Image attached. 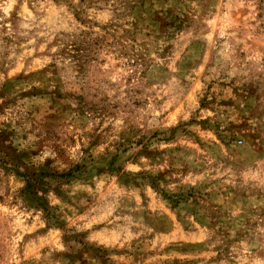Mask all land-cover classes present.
<instances>
[{
	"label": "rangeland",
	"instance_id": "obj_1",
	"mask_svg": "<svg viewBox=\"0 0 264 264\" xmlns=\"http://www.w3.org/2000/svg\"><path fill=\"white\" fill-rule=\"evenodd\" d=\"M0 264H264V0H0Z\"/></svg>",
	"mask_w": 264,
	"mask_h": 264
},
{
	"label": "trees",
	"instance_id": "obj_2",
	"mask_svg": "<svg viewBox=\"0 0 264 264\" xmlns=\"http://www.w3.org/2000/svg\"><path fill=\"white\" fill-rule=\"evenodd\" d=\"M65 175L68 176V175H71V173L70 174L66 173V174H64V176ZM23 176H25V191L35 193V195H36L37 194L36 193V186L39 185L37 179L36 178H32L28 174H24ZM34 188H35V190H34ZM37 199H38V197H37ZM42 204H43V202H41L40 205L42 206Z\"/></svg>",
	"mask_w": 264,
	"mask_h": 264
}]
</instances>
